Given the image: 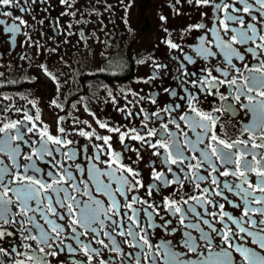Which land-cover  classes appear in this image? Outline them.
Masks as SVG:
<instances>
[{
  "label": "snow or ice",
  "instance_id": "snow-or-ice-1",
  "mask_svg": "<svg viewBox=\"0 0 264 264\" xmlns=\"http://www.w3.org/2000/svg\"><path fill=\"white\" fill-rule=\"evenodd\" d=\"M60 2L72 6L71 0ZM193 2L213 10V24L211 28L204 23L194 24L187 29L204 32L198 44L188 46L190 53L167 41L171 49L184 53L175 57L179 67L173 77L179 80L182 93L164 88L171 101L164 105L153 98L151 103L157 109L151 112L145 113L142 108L135 112L118 109L129 120L139 117V127H109L97 120L99 128L117 134L124 152L136 153L135 159L127 157L126 163L123 152L113 148L112 137L98 135L94 130H77L79 136L93 141L91 145L70 147L78 142L69 139L66 128L60 126L62 117L55 133L42 122L38 125V112L35 117L25 113L23 120L0 122V156L10 161L9 164L0 159V240L19 232L23 241H34L38 246L33 249L32 244L23 243L20 247L24 252L18 251L17 246L10 250L0 247V255L14 254L13 264H52L49 257L56 258L65 251L80 252L86 260L73 264H92L94 259L97 264H110L97 259L100 250L81 239L90 236L113 253L122 252L124 244L139 249L137 264H141L140 257L145 252L150 257L149 264H160L161 260L163 264H264V255L236 243L251 237L252 243L264 250V219L252 218L254 214L264 216V0H189ZM0 6L27 11L20 0H0ZM2 15L11 17L12 12ZM14 20L18 24L3 29L12 34L13 41L20 26L27 25L21 17ZM4 24L0 19V25ZM249 54L256 64L250 65ZM212 61L217 63L213 65ZM188 65H199L201 75L189 71ZM161 67L166 68L155 65ZM155 68L145 83L158 78ZM44 71L48 72L47 68ZM193 76L195 80L191 79ZM187 83L194 91L183 87ZM201 92L205 97L218 95L224 103L205 110L200 106ZM230 97L246 114L253 113V122L243 127L246 138L226 139L220 134L221 111H236ZM53 104L61 107L56 101ZM128 140L138 142L139 147H132ZM142 149H151V155L159 161L157 165L153 160L149 166L155 183H144L138 167L144 160ZM57 155L74 163L75 169L72 163L58 160ZM189 184L202 195H180L179 190H187ZM94 193L106 200L98 199ZM226 193H231L232 199ZM220 197L241 215L236 217L225 211V203L217 199ZM37 214L48 228L36 222ZM249 224L258 231L249 230ZM158 229L176 243L165 240L153 244L150 230ZM114 234L122 239L117 241ZM101 235L110 244L100 239ZM68 240L76 246L65 243ZM178 246L181 251L175 250ZM233 252L239 254L240 260L234 259Z\"/></svg>",
  "mask_w": 264,
  "mask_h": 264
},
{
  "label": "flooded vegetation",
  "instance_id": "flooded-vegetation-1",
  "mask_svg": "<svg viewBox=\"0 0 264 264\" xmlns=\"http://www.w3.org/2000/svg\"><path fill=\"white\" fill-rule=\"evenodd\" d=\"M20 3L27 11L21 12L19 8L0 6V19L5 21L4 25H0V122L23 120L25 113L35 117L38 112L40 115L38 125L42 122L55 133L59 118L62 117L60 126L66 128L69 139L78 142L70 147L91 145L93 141L79 136L77 130H94L98 135L112 137L113 148L123 152L126 163L127 157L135 159L136 153L124 152L117 134L99 128L97 120L106 123L109 127L122 125L128 128L139 127V117L129 120L125 112L118 109L125 108L135 112L138 108H142L147 113L157 109V105L151 103L153 98L164 105L171 101L172 98L163 91L164 88H175L182 93L179 80L173 77L177 75L179 67V61L175 57H182L184 53L171 49L167 41L177 43L185 52L190 53L188 46L198 44L199 37L204 35V32L187 31V29L191 25L200 23L211 28L213 24L211 17L214 14L211 8L199 7L194 2L189 3V0H180L179 3L176 0H71V7L61 3L60 0H36V3H32L31 0L27 2L20 0ZM6 11L12 12V16L2 15ZM14 17H21L27 21L26 26H20L21 31L16 35L15 41L12 34L3 30L7 25L18 24V20H14ZM24 33H27V36ZM140 60L146 63L141 64ZM248 61L250 65L257 62L250 54ZM216 63L217 61H212L213 65ZM155 65H165L166 68H155ZM198 66L188 65V70L196 71L197 75H201L197 70ZM45 68L48 72L44 71ZM101 68L106 71H97ZM154 68L160 75L156 80L145 83L144 81L153 75ZM48 73L55 76L56 80H53ZM214 74L218 75L215 72ZM191 79L195 80L196 77L193 76ZM183 87L194 91L190 83ZM221 91H224L223 87ZM199 95L200 106L205 110L220 107L224 103L219 101L218 95L205 97L202 92ZM53 101L61 107L57 108ZM230 102L236 111L234 113L221 111L220 121L223 127L220 134L226 139L246 138L247 133H243V127L253 122V113L246 114L231 97ZM244 102L246 103V100ZM89 112L94 115H90ZM88 125H91V128ZM121 130L123 131L124 128ZM94 142L101 143V141ZM127 143L134 148L139 147L136 141L128 140ZM151 152V149H142L144 160L138 165L145 184L155 183L149 171L151 162L156 160L157 165L159 164ZM0 159L10 164L6 157L0 156ZM57 159L72 163L65 161V158L59 155ZM41 167L45 166L41 164ZM72 167L74 170V163ZM251 179L253 183L256 180L255 176ZM204 186L202 184V187ZM179 191L180 195L185 197L202 195L199 190L193 189L191 184L188 185L187 190ZM94 195L98 199L106 200L99 194L94 193ZM226 195L232 199L231 193ZM217 199L225 203V211L236 217L241 215L239 210L232 208L222 197ZM236 200L238 201V198ZM198 211L202 209L198 208ZM252 218L259 220L264 219V216L254 214ZM35 219L37 223L48 228L38 214ZM58 222L66 223V221ZM247 226L251 231H258L250 224ZM5 227L9 231H14L13 227L7 225ZM232 227L235 229L236 226L232 225ZM150 231L153 232L151 237L153 244L165 240L176 243V240L163 229ZM179 235L176 234L177 237ZM193 235L198 236L199 233L193 232ZM114 236L117 241L122 239L115 234ZM81 239L100 250L101 256L97 259L110 261V264H137L135 259L139 253L137 248L124 244L122 252L113 253L97 244L90 236ZM100 239L110 244L107 237L101 235ZM23 243L32 244L33 249L38 247L34 241H23L19 232L0 240V247L10 250L11 246H17L18 251L24 252L25 249L20 247ZM65 243L76 246L71 240ZM236 243H242L259 255H264V250L253 244L251 237H245L243 241L237 240ZM175 250L182 249L178 246ZM13 257L14 254L0 255V264H13ZM233 257L240 260L238 253L233 252ZM21 258L15 256V259ZM48 259L52 264H73V261L86 260V257L80 252L69 254L65 251L56 258ZM149 259L145 252L140 257L141 264H149ZM92 264H97L96 259ZM160 264H163L162 260Z\"/></svg>",
  "mask_w": 264,
  "mask_h": 264
}]
</instances>
